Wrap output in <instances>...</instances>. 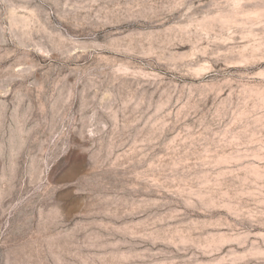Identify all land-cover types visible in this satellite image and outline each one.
I'll return each mask as SVG.
<instances>
[{"label":"rangeland","instance_id":"374dc122","mask_svg":"<svg viewBox=\"0 0 264 264\" xmlns=\"http://www.w3.org/2000/svg\"><path fill=\"white\" fill-rule=\"evenodd\" d=\"M0 264H264V0H0Z\"/></svg>","mask_w":264,"mask_h":264}]
</instances>
